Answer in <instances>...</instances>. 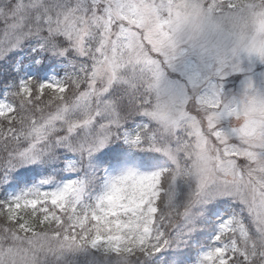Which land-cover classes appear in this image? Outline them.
<instances>
[{
  "label": "snow or ice",
  "instance_id": "1",
  "mask_svg": "<svg viewBox=\"0 0 264 264\" xmlns=\"http://www.w3.org/2000/svg\"><path fill=\"white\" fill-rule=\"evenodd\" d=\"M29 41L72 67L5 82L0 264H264V0H0V62ZM118 141L168 164L102 174Z\"/></svg>",
  "mask_w": 264,
  "mask_h": 264
},
{
  "label": "rangeland",
  "instance_id": "2",
  "mask_svg": "<svg viewBox=\"0 0 264 264\" xmlns=\"http://www.w3.org/2000/svg\"><path fill=\"white\" fill-rule=\"evenodd\" d=\"M28 49H31V54L28 56V58L33 60L29 61L28 63H23V60L19 59L16 63H14V77L10 79V82H19L21 79H33L36 75L35 68L38 64H43L48 67L52 66V59L46 56L48 52L41 51L38 48L36 41H30L28 43ZM36 51H40V53L37 55ZM57 57L58 63L54 64V66H52L47 72H45L39 82H52L54 80L63 79L64 76L69 71H71L72 66L69 60L59 55H57ZM43 61L45 63H43ZM7 94L8 91L7 88H5L3 93L0 94V103L6 102ZM128 127L131 129L135 127V124L130 122ZM120 146L125 148L124 153L121 154L124 158L121 162H114L109 159V156L112 155H109V153L114 148H116V151H119L121 149ZM95 162L100 166L102 174L107 173L112 176L119 175L129 169L144 174H150L152 172L163 169L168 164L167 158L162 153L150 150L133 149L123 141H118L115 144H111L103 149L100 153L96 154ZM108 163L111 164L109 165ZM30 168H22L14 173V177H16L18 182L21 180H26L27 174H25L24 172H26L27 169L30 170ZM41 178L42 177H40V179ZM38 181L39 178H32L30 182L27 183L30 185L32 182ZM20 187H23V184L13 185L12 187L8 186L7 192L16 194ZM208 207L209 212L207 213V215L212 221H219L222 217L226 218V215L231 211L232 208V206L229 205V203L226 201L214 205H209ZM209 239H211V231H204L197 235V241H207ZM164 255H166L165 259H168V261H171L173 258H183L187 260H190L191 258H193V260L195 259V254L191 249H185L177 254L168 252Z\"/></svg>",
  "mask_w": 264,
  "mask_h": 264
},
{
  "label": "trees",
  "instance_id": "3",
  "mask_svg": "<svg viewBox=\"0 0 264 264\" xmlns=\"http://www.w3.org/2000/svg\"><path fill=\"white\" fill-rule=\"evenodd\" d=\"M27 46H28V42L25 44V46L20 50V51H18L16 54L17 55H21V54H25V55H28L29 53H30V49L29 50H27ZM12 56V55H11ZM15 56V55H14ZM46 56H48L49 58H51L52 59V62H51V64L53 65V64H56V63H58V57H57V55H55V54H53V53H50V52H48L47 54H46ZM8 60H11L10 59V57H9V59ZM3 64V63H2ZM6 68H8V67H5L4 65H1V68H0V90L4 87V84H5V82H6V80H7V78L8 77H6L7 76V74L8 73H6V71H8ZM3 72V74H1ZM120 150L119 151H116V148H114L110 153H109V155L110 154H112V155H110L109 156V159H111L112 161H121L120 159H121V155L120 154H122L123 152H124V149L125 148H123V147H121L120 146ZM46 171V170H45ZM32 172H36V174H38V175H40L41 174V169L38 167V166H34L33 167V171ZM181 259H183V258H181ZM166 260H168V259H166Z\"/></svg>",
  "mask_w": 264,
  "mask_h": 264
}]
</instances>
